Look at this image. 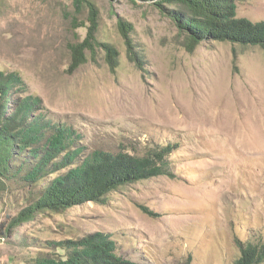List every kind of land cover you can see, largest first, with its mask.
Masks as SVG:
<instances>
[{
    "label": "rangeland",
    "instance_id": "374dc122",
    "mask_svg": "<svg viewBox=\"0 0 264 264\" xmlns=\"http://www.w3.org/2000/svg\"><path fill=\"white\" fill-rule=\"evenodd\" d=\"M92 7L97 45L70 72L72 47L87 38ZM237 16L264 21V0H238ZM122 20L133 26L139 63L129 58ZM99 43L118 51L116 69ZM186 43L154 6L0 0V73L20 79L27 91L14 101L40 99L54 121L80 129L77 149L87 156L98 147H176L174 177L129 184L103 204L11 227L0 238V264L64 259V242L91 235H106L107 249L135 264H234L239 243L264 239V48L212 42L189 52ZM19 187L0 195V234L31 204Z\"/></svg>",
    "mask_w": 264,
    "mask_h": 264
},
{
    "label": "trees",
    "instance_id": "16d2710c",
    "mask_svg": "<svg viewBox=\"0 0 264 264\" xmlns=\"http://www.w3.org/2000/svg\"><path fill=\"white\" fill-rule=\"evenodd\" d=\"M126 1L154 6L171 18L186 36L189 52L212 42L264 48V21L239 18L238 0ZM91 13L87 38L72 47L70 72L87 63L86 51H94L97 45L99 15L93 7ZM119 28L130 60L139 63L142 57L134 47L133 26L122 20ZM98 45L105 51L111 68L116 69V48L107 43ZM25 88L20 79L0 73V195L21 186L31 200L28 208L11 219L10 228L2 230L0 238H5L11 227L30 222L39 214L62 213L87 203L103 204L108 194L123 186L162 176L174 177V145L155 143L142 150L133 146L110 150L98 147L87 156L77 149L82 140L80 129L68 121H54L45 113L40 99L14 101L16 93H27ZM84 156L87 157L82 159ZM50 174L56 177L49 179ZM106 240V235H91L76 242L66 241L62 244L66 251L64 259L43 258L37 264H135L113 255L104 244ZM234 264H264V239L257 236L239 243Z\"/></svg>",
    "mask_w": 264,
    "mask_h": 264
},
{
    "label": "bare ground",
    "instance_id": "6f19581e",
    "mask_svg": "<svg viewBox=\"0 0 264 264\" xmlns=\"http://www.w3.org/2000/svg\"><path fill=\"white\" fill-rule=\"evenodd\" d=\"M260 121V120H259ZM259 123V122H258ZM252 126V125H251ZM264 134V133H263ZM263 136V135H262ZM261 141H262V139H261ZM260 140L258 141L259 143L261 142ZM264 141V140H263Z\"/></svg>",
    "mask_w": 264,
    "mask_h": 264
}]
</instances>
